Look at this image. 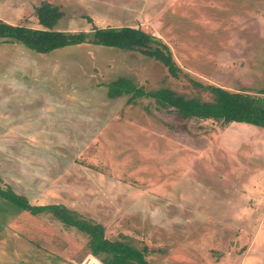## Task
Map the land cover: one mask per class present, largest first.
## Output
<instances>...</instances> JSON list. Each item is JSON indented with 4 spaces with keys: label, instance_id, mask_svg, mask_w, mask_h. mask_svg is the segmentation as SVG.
Masks as SVG:
<instances>
[{
    "label": "rangeland",
    "instance_id": "1",
    "mask_svg": "<svg viewBox=\"0 0 264 264\" xmlns=\"http://www.w3.org/2000/svg\"><path fill=\"white\" fill-rule=\"evenodd\" d=\"M65 32L138 27L169 47L168 75L136 51L81 44L36 53L0 41V183L63 204L147 249L150 264H264V128L184 119L106 84L209 99L212 84L264 91V0H0V20ZM0 264H102L50 214L0 198Z\"/></svg>",
    "mask_w": 264,
    "mask_h": 264
},
{
    "label": "trees",
    "instance_id": "2",
    "mask_svg": "<svg viewBox=\"0 0 264 264\" xmlns=\"http://www.w3.org/2000/svg\"><path fill=\"white\" fill-rule=\"evenodd\" d=\"M38 22L43 28L14 25L0 20V41L19 44L36 53H49L69 46L91 44L125 51H136L140 55L160 63L173 78H179L180 68L163 41L141 28L130 26L92 28L90 31L65 32L53 26L62 17L58 6L48 2L35 8ZM107 96L115 98L128 95L131 103L138 97H149L161 108L173 109L184 119H212L224 123H243L264 128V91L256 95L242 91H230L220 86L207 84L204 90L209 99L185 97L169 88L144 91L124 76L105 85ZM0 198L30 215L50 214L65 228H73L86 238L89 254L102 264H150L146 259L147 249L137 248L125 237L108 239L103 225L84 218L63 204H31L21 194L0 183Z\"/></svg>",
    "mask_w": 264,
    "mask_h": 264
}]
</instances>
